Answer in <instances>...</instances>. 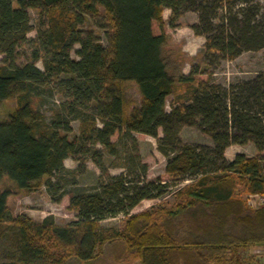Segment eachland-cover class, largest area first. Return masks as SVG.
Wrapping results in <instances>:
<instances>
[{
  "label": "trees",
  "instance_id": "1",
  "mask_svg": "<svg viewBox=\"0 0 264 264\" xmlns=\"http://www.w3.org/2000/svg\"><path fill=\"white\" fill-rule=\"evenodd\" d=\"M31 10L40 20L33 38ZM186 12L197 17L190 29L204 39V66L184 75L162 50L164 28H177ZM99 15L110 34L106 47L81 30L85 17ZM261 50L264 0H0V105L14 102L0 121V264H94L116 244L136 264H221L239 249L264 247V204L248 203L264 195V71L227 86L212 79L220 62ZM125 83L137 88V108L125 100ZM52 92L63 100L46 120L35 102ZM185 126L211 146L183 143ZM137 136L155 140L171 183H190L171 192L160 178L145 182ZM247 144L254 156L224 159L226 148ZM66 159L77 168L66 169ZM86 160L99 175L82 188ZM3 180L16 192L44 188L52 204L67 197L75 220L61 226L51 216L13 217ZM169 194L170 207L130 214ZM118 216L125 218L120 231L101 229Z\"/></svg>",
  "mask_w": 264,
  "mask_h": 264
},
{
  "label": "rangeland",
  "instance_id": "2",
  "mask_svg": "<svg viewBox=\"0 0 264 264\" xmlns=\"http://www.w3.org/2000/svg\"><path fill=\"white\" fill-rule=\"evenodd\" d=\"M30 24L33 31L28 34V37L33 38L35 36V29L38 26V14L35 11H29ZM168 11L163 12V19L165 23L168 20ZM42 21V20H41ZM197 23V17L194 13L186 12L178 21V26L175 29L164 28L165 33L168 35V42L162 50V56L166 60H170L174 67H180V71L188 73L189 68L192 65L199 67L204 66L202 48L200 49L197 36H194L190 27ZM81 30L87 35H91L96 38L100 44L104 47L108 44L109 31L106 28V24L103 17H85ZM78 46H74L70 53L71 59H77L75 51ZM1 60V55H0ZM22 60L17 59V64H20ZM37 68L41 69L39 63L36 64ZM264 71V50L255 53H243L238 58L231 62H220L217 70L212 73V79L216 84L227 86L234 83L236 80H244L252 78L258 72ZM168 72L171 73L170 69ZM125 100L130 103V106L137 108L139 106L140 98L137 88L133 83L124 84ZM63 100L62 95L52 92L50 95L42 97L38 102H35L36 109L43 115L46 120L51 117V111L54 106ZM172 101V97L166 99V111L169 110L168 105ZM14 108V102L12 100L4 101L0 105V121H4L9 113ZM70 127L72 134H77L78 122H71ZM137 150L142 163L146 165L147 171L144 177L145 182H152L156 178H160L162 181L171 183L168 177L164 174L165 159L156 151L155 140L150 137L137 136ZM180 139L185 144H191L195 146H211L210 140L207 136L202 134L196 128L182 127L180 131ZM97 149L101 150L99 146ZM242 154L246 157H252L255 155L254 148L251 144L244 146H230L224 151V159L226 161H232L234 156ZM264 154V153H263ZM112 160L104 156V163L109 166ZM85 170L80 172L77 178V184L79 187H93L97 183V177L99 171L88 160L85 162ZM66 169H76L77 162L66 159L63 162ZM108 173L112 176H117L122 173L120 169L110 168ZM190 183V181H184L180 184L174 185L171 183L169 190L175 192L182 186ZM1 186L11 191V196L7 200L10 213L13 217L24 214L30 217L33 221L39 222L43 218L51 216L53 217L57 225H65L75 220L74 214L67 210V197L62 198L59 204H52L44 190L39 189L36 192L24 193L16 192L12 184L7 180L1 182ZM240 190V189H238ZM245 198L244 194L241 195ZM174 201L173 195H166L162 199L145 200L136 206L130 214H137L143 211H149L156 207H170ZM125 222V218L118 216L116 218L107 219L100 223L102 230L120 231ZM94 264H136V262H128L125 259L124 253L121 251L119 244L112 246H105L103 257ZM221 264H264V247H247L239 249L236 255L226 257L225 261Z\"/></svg>",
  "mask_w": 264,
  "mask_h": 264
},
{
  "label": "built area",
  "instance_id": "3",
  "mask_svg": "<svg viewBox=\"0 0 264 264\" xmlns=\"http://www.w3.org/2000/svg\"><path fill=\"white\" fill-rule=\"evenodd\" d=\"M248 203H249L251 208L255 209V208L264 204V195L262 197L250 196L248 198Z\"/></svg>",
  "mask_w": 264,
  "mask_h": 264
},
{
  "label": "crops",
  "instance_id": "4",
  "mask_svg": "<svg viewBox=\"0 0 264 264\" xmlns=\"http://www.w3.org/2000/svg\"><path fill=\"white\" fill-rule=\"evenodd\" d=\"M164 11L167 12L168 10H164ZM168 14H169V11H168ZM196 39L198 40V43H199V46H200V49H201L203 44H204V39L202 37H196ZM182 74L185 75L187 73L185 71H182Z\"/></svg>",
  "mask_w": 264,
  "mask_h": 264
}]
</instances>
